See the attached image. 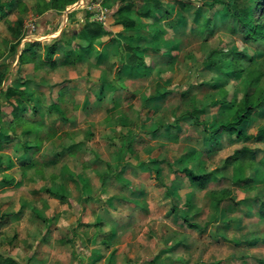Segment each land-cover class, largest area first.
Here are the masks:
<instances>
[{
    "label": "clouds",
    "instance_id": "1",
    "mask_svg": "<svg viewBox=\"0 0 264 264\" xmlns=\"http://www.w3.org/2000/svg\"><path fill=\"white\" fill-rule=\"evenodd\" d=\"M128 2L110 0L102 6L103 0H80L65 21L64 0H15V15L23 24L8 17L2 20L0 107L11 103L27 108V118L12 125L0 117V131L14 135L17 147L3 154V162L11 159L15 166L16 158L25 154L23 146L38 148L28 149L35 167L17 193L28 207L20 218L9 217L8 225L0 226V264H57L62 254H68L63 264H264V217L259 211L264 205V141H245L235 129L214 133L221 118L218 106L197 87L204 81L215 83L232 66L264 71V39L245 42L236 18L250 0H191L192 6L184 10L188 26L172 41L180 45L176 63L158 64L151 74L124 70L134 64L124 47L128 36L137 34L134 30L123 29L116 45L103 43L116 35L108 31L113 21L104 13ZM8 3L0 0L5 10ZM84 8L89 10L87 17ZM198 9L201 17L193 32ZM49 13H59L60 22L53 24ZM130 16L137 19L135 11ZM42 18L43 31L55 35L54 43L61 47L49 57L53 42L44 40L28 49L23 63L9 64L21 54L25 34L41 30ZM205 19L215 35L195 51L193 41L199 44L209 35ZM93 21L103 22L107 35L94 39L89 33L96 28ZM169 23L161 19L152 26L144 21V31L138 34L150 38L155 28L170 33ZM12 45H17L14 53L9 51ZM210 60L215 61L213 67H204ZM232 60L235 65L229 63ZM144 61L150 64L152 58ZM169 76L172 83L165 82ZM158 83L175 94L163 104L148 99ZM238 84L233 79L225 87L237 102L242 96ZM9 87L14 95H6ZM259 87L264 89V76ZM181 94L194 97V107L208 105L207 111L198 117L189 114ZM261 129L264 113L252 109L248 133ZM245 144L260 150L254 159L235 153ZM226 156L231 159L225 167ZM57 159L55 168L46 167ZM237 165L239 175L249 178L248 187L234 183ZM213 167L221 171L200 175ZM37 170L45 179L34 185ZM50 171L58 174L55 183L63 186L66 198L51 210L36 209L35 215V206L59 199L40 187L51 184L46 178ZM16 175L21 178L19 170ZM34 186L36 195L31 193ZM209 189L226 191L231 199L217 202L207 195ZM256 196L258 200L252 199ZM16 210L15 204L0 209ZM189 222L198 227L190 228Z\"/></svg>",
    "mask_w": 264,
    "mask_h": 264
},
{
    "label": "rangeland",
    "instance_id": "2",
    "mask_svg": "<svg viewBox=\"0 0 264 264\" xmlns=\"http://www.w3.org/2000/svg\"><path fill=\"white\" fill-rule=\"evenodd\" d=\"M96 1V0H94ZM92 0V2H94ZM80 0L77 2L79 3ZM110 3V0H104L103 6H107ZM148 3L147 0H129L127 4L120 3L119 7L113 8L110 12H106L107 16L112 19L113 23L108 26V31H114L116 32L115 36H109V39L107 41H104L105 44H111L116 45L118 42V37H121L123 35V29H132L134 30V33L137 34H130L125 41L124 47L125 50L130 53L129 58L131 54L139 56H143L144 58L150 57L152 58V63L146 64L147 67L142 70H134L136 73L140 74H151L158 66L160 65H167L168 67H171L176 63V60L178 58L177 56V49L180 47L179 44L173 43V39L175 37L183 36L184 30L188 26V21L184 17V10L188 9L192 6L191 0H156L153 2V9L150 11L149 16H144V6ZM150 3V2H149ZM148 3V4H149ZM76 4V3H75ZM10 7V12L7 16L9 19H15L17 23L23 24V21L15 15V12L17 10L18 5L15 4V0H9L8 3ZM252 9L254 13V21L256 24L263 23L264 24V7L262 5V2L258 3V0H250V4L243 8L242 10H239V14L243 13L247 9ZM70 10L67 12V10ZM74 6H69L66 11L63 12V19L66 21L71 14L74 13ZM83 12V15L86 17V9H81ZM135 11L137 19H132L130 14ZM201 9L197 10L196 16L193 19V32H196L198 30V22L201 17ZM129 14V15H126ZM48 17L51 18V21L53 24H57L60 22L61 16L59 13L52 14L49 13ZM120 17H124V19H120ZM44 19L42 18L40 21L39 28L40 31L33 32L28 31L25 36L24 40L20 42V52L25 48L24 42H28V45L37 41L43 42L44 40H51L52 42L57 40V37L55 35H52L49 32L43 31L44 28H46V24L44 23ZM161 19H167L169 21H172V23L168 24V28L172 29V32H165L164 30L160 28H155V30L151 33V37L149 38L147 35L144 34H138L143 33L144 29L140 27V24L144 21H150L152 26L158 25ZM3 18L0 20V32L3 30ZM105 30V25L101 24ZM122 26V27H120ZM9 31H12L11 26H8ZM63 29H61V32ZM204 31L209 32L208 36H204L203 40L196 44L195 41L194 47L195 51H200L205 44H208L210 42V39L212 36L215 35V32L209 27V20L205 19L204 21ZM69 32L72 34V36H76L77 30L75 29H69ZM230 32L232 35H235V30L230 29ZM107 35V31L105 30V34ZM242 38L244 39L243 35ZM247 42L248 40H245ZM51 44V43H50ZM159 45V46H158ZM61 46L59 45V48ZM161 47L165 48L166 51L161 52ZM132 49V50H131ZM17 50V45H12L9 49L10 52H15ZM70 50V49H68ZM232 51H235L234 49ZM213 55V53L209 54V58ZM145 62V61H144ZM215 62V61H214ZM19 63V55L15 56L14 59L9 60V64H15ZM230 64L235 65V60L229 61ZM0 67H3V65H0ZM206 68H211L213 65L210 63H206L204 65ZM124 70L128 71L130 74L133 72V69L129 66H127ZM20 71H23L21 69ZM70 75H75L74 72H70ZM158 76H160L161 79H164L162 75L158 73ZM264 76V71H260L259 69H255L252 67L246 68V69H237L235 66L229 67L227 71H225L222 74V77L217 79L215 83H208L207 81L202 82L201 85L197 86L201 89V91L204 92L205 98L211 102L212 105L218 106V111L220 114V119H218L215 122V125L213 126V131L216 130L221 123H225L228 120H230L237 108V103L241 101L244 94L246 92L253 93L257 88L261 89L259 87L260 78ZM233 79L238 80V89L242 93V96L239 99V102H237V99L235 98L234 94H229L226 92L225 87L228 83H230ZM166 83H172V77L169 76L166 81ZM23 83V81H21ZM11 88V87H9ZM134 95V94H133ZM174 93L169 90L167 87L161 89L159 83L157 84V90L148 97V99L153 100L154 102H158L160 104L165 103L168 101L171 97H174ZM181 99L184 100L185 106L188 110L189 114H195L197 117L207 111L208 105H205L202 108L194 107V105L197 103L194 97H190L187 94H181ZM17 105H6L4 107H0V117H3V119L7 122L8 125H12L13 122L16 121L14 119L15 116V109ZM26 107V106H25ZM261 113H264V105L258 109ZM26 112L23 113L21 119H26V113L27 109H25ZM36 109L33 108V112H35ZM244 134L246 136H250L248 133V122L244 123L241 127ZM179 131V129H178ZM5 134L3 137L0 136V146H3L0 150V193L3 191L4 195L7 194L10 198V201L7 200L5 202H11L12 203V195L16 193H20L21 189L23 188V180L27 178V173L30 169L35 167V164L33 161H30V159H27L28 148L25 147V154L22 156H19L16 158L15 166L13 165L11 159L7 163H4V153H11L13 151L17 150L16 147V137L9 133L7 130L0 131V134ZM256 135V134H255ZM217 141L221 140L222 137L216 136ZM245 141H253V142H260L255 141L254 139H244ZM234 143V142H233ZM33 148H38L37 145H32ZM243 148H247L254 152L256 155L257 152L260 150L258 148H254L251 146V144H245L241 145L239 147H236L234 149L235 153L237 151H241ZM217 155L220 154L219 150H216ZM55 155V154H54ZM230 156H226V159ZM57 164L46 166L49 168H55L58 164H60V161L57 159ZM67 165H65V168ZM16 170L20 171V179L17 178ZM221 169L213 167L212 171H206L202 170L200 175H204L211 172H220ZM237 176L238 178L234 181V183L241 184V180L247 179V177L239 175L240 169L237 165L236 168ZM57 173L54 171H50L47 173V179L51 181L50 185H43L41 184L40 187L43 188L44 192L51 193L53 197H58L59 192L62 191L63 188L62 185H57L55 183L57 179ZM45 179V174L37 170L36 173H34L33 183L34 185L38 183L39 181ZM221 180L226 179L225 177H221ZM241 179V180H240ZM244 187H248L249 184H242ZM38 189L34 186L31 189L32 195L37 194ZM65 192V191H62ZM207 195L210 197H213L215 201L219 202L221 198L225 199H231L227 195L226 191L217 190V189H209L207 192ZM18 197V196H17ZM245 199H248L245 197ZM252 199L258 200L259 196L253 197ZM24 196L19 195V199L16 201L15 205H20L19 210H16L14 213L10 212L8 214L2 213L0 211V226L6 227L9 223V217L15 216L17 218H20L22 214L27 209L28 205H26L24 202ZM63 200H55L54 203H52V200H49L46 202L43 206H35L34 208V214L39 215V211L36 209H44V210H51L54 208V206ZM3 214V215H2ZM199 215V214H197ZM191 222H189L190 224ZM192 224V223H191ZM51 227V225L49 226ZM190 227V226H189ZM191 228V227H190ZM250 244H254V241L248 242ZM175 247V246H174ZM66 259V258H64ZM63 264V263H62ZM219 264H223V262H219Z\"/></svg>",
    "mask_w": 264,
    "mask_h": 264
},
{
    "label": "trees",
    "instance_id": "3",
    "mask_svg": "<svg viewBox=\"0 0 264 264\" xmlns=\"http://www.w3.org/2000/svg\"><path fill=\"white\" fill-rule=\"evenodd\" d=\"M78 1L79 0H64V3H63L64 11H66V9L69 6L74 5ZM147 1H148V3L149 2L150 3L149 4L147 3L146 6H144V13H145L144 16H146V17L149 16L150 11L153 9V2L156 0H147ZM260 2H262V5L264 7V0H258V3H260ZM9 12H10L9 5L7 7V10H5L4 5L0 4V20L2 18H4L5 16H7L9 14ZM52 14H56V13H52ZM89 14L90 13L88 11H86V17ZM236 18L239 20L241 33H242L245 40H248L249 38H251L253 40L258 39V38L264 39V24L263 23H259V24L255 23L254 13H253L251 8L245 10L241 14L238 13ZM93 23L96 24V28L95 29H89V33L93 36L94 39H98L101 35L105 34V30L100 23H97L95 21H93ZM54 42L49 44V47H48L49 57L53 56L55 54V51L57 49H59V44H56ZM41 43L42 42L37 41V42L29 44L21 53V55L19 57V63L24 62L25 57H26L27 52H28V49L31 46L40 45ZM70 52H71V50H66V54H68ZM129 60L134 61V64L129 65V67H131L133 69V71L134 70H136V71L142 70V69L147 67L146 63L144 62V57L141 56V54H139V56L131 54ZM209 63L211 65L215 64V62L212 60H210ZM14 94H15L14 89L8 88L6 95L11 96ZM236 105H237V108H236L232 118L225 123H221L220 126L216 130H214L213 132L219 133L221 129H228L230 131L235 129L237 136H239L240 138H244L247 140L254 139L255 141H264V129L259 130V132L256 135H250V136H246L244 134L243 130L241 129L242 125L251 119V110L252 109H260L264 105V89L257 88L253 93L246 92L244 94L243 98L241 99V101L239 103H237ZM25 109H27L25 106L17 105L16 109H15L14 119H16V120L21 119L23 113L26 112ZM13 123H15V122H13ZM215 140H217V137H215ZM27 148L30 149V148H32V146L28 145ZM236 154L237 155L251 154V157L253 159L255 158L254 152H252L251 150H249L247 148H243L241 151H237ZM230 159H231V157H228L226 159L225 167L227 166V163ZM56 163H57V161L55 160L51 165H54ZM211 174H212V172L201 175V176L207 177V176H210ZM248 180H249V178L247 177V179L241 180L242 182H240V183L246 184V183H248ZM203 183L205 185H207L206 180ZM221 200H224V198H221L220 201ZM259 211H260V215L262 217H264V205L260 206ZM185 221H187V218H185ZM189 226L191 228H197L198 227V225L191 224V223L189 224ZM256 243H258V241H254V244H256Z\"/></svg>",
    "mask_w": 264,
    "mask_h": 264
},
{
    "label": "crops",
    "instance_id": "4",
    "mask_svg": "<svg viewBox=\"0 0 264 264\" xmlns=\"http://www.w3.org/2000/svg\"><path fill=\"white\" fill-rule=\"evenodd\" d=\"M76 4H77V3H76ZM76 4H74V5H76ZM74 5H73V6H74ZM25 48H26V47H25ZM25 48H24V49H25ZM24 49H23V50H24ZM23 50H22V52H23ZM22 52H21V53H22ZM20 55H21V54H20ZM20 55H19V57H20ZM4 135H5V134H3V133L0 134V136H2V137H3ZM30 146H32V145H30ZM2 147H3V146H0V150L2 149ZM32 148H33V146H32ZM25 158L30 159V161H32L30 154H28L27 157H25ZM56 164H57V163H56ZM56 164H55V165H56ZM51 166H52V165H51ZM58 195H59L58 198H59L60 200H64V199L66 198V194H65V192L60 191ZM8 197H9V196H8ZM11 197L13 198V199H12V203H11V202H5V201H7V200L10 201V198H8V199L6 200L3 191H1V193H0V209H2V208L4 207V205H6V204H8V205L15 204L16 201L19 199V196L17 197V193L14 194V195H12ZM55 200H57V199H53V200H52V203H54ZM19 208H20V205H19ZM19 208H18V210H19ZM10 212L14 213L15 211H2V213H4V214H8V213H10ZM2 215H3V214H2ZM7 225H8V224H7ZM67 255H68V254H62V255H60V259L58 260L57 264H62V263L65 261L64 258H66Z\"/></svg>",
    "mask_w": 264,
    "mask_h": 264
},
{
    "label": "built area",
    "instance_id": "5",
    "mask_svg": "<svg viewBox=\"0 0 264 264\" xmlns=\"http://www.w3.org/2000/svg\"><path fill=\"white\" fill-rule=\"evenodd\" d=\"M94 2H96V1H94ZM103 3H104V0H103ZM102 6H103V5H102ZM85 9H86V8H85ZM86 11L89 12L88 9H86ZM92 14H94V13H92ZM104 16H105V17H108L106 12L104 13ZM101 20L103 21V17L101 18ZM95 22H96V21H95ZM100 24H104V23H103V22H100Z\"/></svg>",
    "mask_w": 264,
    "mask_h": 264
},
{
    "label": "water",
    "instance_id": "6",
    "mask_svg": "<svg viewBox=\"0 0 264 264\" xmlns=\"http://www.w3.org/2000/svg\"><path fill=\"white\" fill-rule=\"evenodd\" d=\"M77 4H78V3H77ZM77 4H76V5H77ZM76 5H74V8H76ZM69 11H70V10L68 9L67 12H69Z\"/></svg>",
    "mask_w": 264,
    "mask_h": 264
}]
</instances>
